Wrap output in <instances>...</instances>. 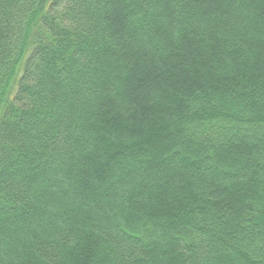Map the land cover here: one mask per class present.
<instances>
[{
    "label": "trees",
    "instance_id": "1",
    "mask_svg": "<svg viewBox=\"0 0 264 264\" xmlns=\"http://www.w3.org/2000/svg\"><path fill=\"white\" fill-rule=\"evenodd\" d=\"M0 264H264V0H0Z\"/></svg>",
    "mask_w": 264,
    "mask_h": 264
}]
</instances>
